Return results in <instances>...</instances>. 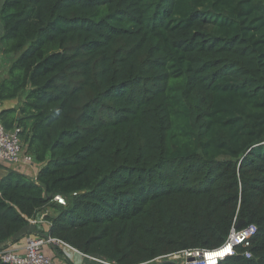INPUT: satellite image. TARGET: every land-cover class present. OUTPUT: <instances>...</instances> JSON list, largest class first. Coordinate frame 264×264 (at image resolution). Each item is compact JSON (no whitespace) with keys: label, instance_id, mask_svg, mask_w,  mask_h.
<instances>
[{"label":"trees","instance_id":"16d2710c","mask_svg":"<svg viewBox=\"0 0 264 264\" xmlns=\"http://www.w3.org/2000/svg\"><path fill=\"white\" fill-rule=\"evenodd\" d=\"M0 20V101L25 95L0 122L43 164L0 179V245L51 207L83 254L181 264L243 219L219 264H264V0H4Z\"/></svg>","mask_w":264,"mask_h":264},{"label":"built area","instance_id":"2783aa9c","mask_svg":"<svg viewBox=\"0 0 264 264\" xmlns=\"http://www.w3.org/2000/svg\"><path fill=\"white\" fill-rule=\"evenodd\" d=\"M20 128L6 129L0 122V165L7 164L11 168L19 169L22 166H32L36 160L32 154L25 152L23 143L20 137ZM54 201L61 205H66L64 196L57 194ZM48 212L45 210L41 215L29 219L32 224L49 223L46 219ZM257 227L254 224H249L240 229L233 228L224 244L215 249H187L177 254L169 256L172 260L182 259L181 264H209V255L216 251H221L230 248L231 252L218 259V264L225 259L233 256L238 245L249 247L252 238L256 234ZM64 243L61 240L52 238L49 235H43L38 232L34 236L27 238L26 245L22 252L14 249L11 246L2 244L0 246V258L7 264H54L51 255H49L45 247L51 244ZM66 244V243H64ZM244 256L250 258L251 251L244 252ZM216 258V257H215Z\"/></svg>","mask_w":264,"mask_h":264},{"label":"crops","instance_id":"0c3cea01","mask_svg":"<svg viewBox=\"0 0 264 264\" xmlns=\"http://www.w3.org/2000/svg\"><path fill=\"white\" fill-rule=\"evenodd\" d=\"M1 56L4 57L6 55H4L0 52V57ZM11 64H10V66H11ZM5 65H6V62L0 60V73L3 72V75H2L3 77L6 74L5 68H4ZM10 66H9V69H10ZM2 76H0V81L2 80L1 79ZM23 100H24V98L21 96V97H18L16 99H9V100L0 101V112L3 109H7V108L19 109L20 106L22 105ZM42 165L43 164L38 163L36 161L32 166L28 165V166L19 167V169H16V168H12V169L15 170L16 172L22 174L26 178L35 179L37 174H38V171L40 170ZM8 169H11V167L8 166L7 164H1L0 165V179L7 175ZM45 210L49 214L55 213V210L53 208L47 207V208L41 210L39 213H37V215L38 214L41 215L43 213V211H45ZM49 229H50L49 223H44V224H32V223H30L22 232H20L14 238H12L11 240L7 241L4 244L13 247L14 249L18 250L19 252H22L24 250V247H25L26 242H27V238L29 236H34L38 232H41L43 235H47ZM45 250L49 255H51L54 264H69L68 260H70V262H72L73 264H109L107 262L106 263L101 262L100 260L95 259V257H90L86 254H83L79 250H77V249H75V248H73L67 244L62 245V243L61 244L58 243V244L47 245L45 247Z\"/></svg>","mask_w":264,"mask_h":264},{"label":"rangeland","instance_id":"374dc122","mask_svg":"<svg viewBox=\"0 0 264 264\" xmlns=\"http://www.w3.org/2000/svg\"><path fill=\"white\" fill-rule=\"evenodd\" d=\"M3 1H4V0H0V7H1ZM2 34H3V23H2V21L0 20V38H1ZM0 52H1L2 54L6 55V56H4V57H3V56L0 57V60H1V61L6 62V65L4 66L6 74H5L4 77H3V76H2V75H3V72L0 73V76H2L1 79L3 80V79H5V78L8 77L9 66H10V64H11V63H12V62L18 57L19 54H5V53L2 52L1 48H0ZM24 96H25V95H23L22 97L24 98ZM60 244H61V243H60ZM62 245H64V243H62ZM95 259L100 260L101 262H105V263H106V261L101 260V259H99V258H95ZM179 262H182V259H179Z\"/></svg>","mask_w":264,"mask_h":264},{"label":"bare ground","instance_id":"6f19581e","mask_svg":"<svg viewBox=\"0 0 264 264\" xmlns=\"http://www.w3.org/2000/svg\"><path fill=\"white\" fill-rule=\"evenodd\" d=\"M231 252V250H230V248L229 247H227L226 249H224V250H221V251H216V252H214V253H211L210 255H209V264H218V259L220 258V257H223V256H225L226 254H228V253H230ZM216 257V258H215ZM218 258V259H217Z\"/></svg>","mask_w":264,"mask_h":264},{"label":"water","instance_id":"95a60500","mask_svg":"<svg viewBox=\"0 0 264 264\" xmlns=\"http://www.w3.org/2000/svg\"><path fill=\"white\" fill-rule=\"evenodd\" d=\"M243 223H245V221L243 219L239 220L236 224V228H238L240 225H242Z\"/></svg>","mask_w":264,"mask_h":264}]
</instances>
